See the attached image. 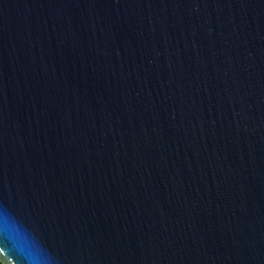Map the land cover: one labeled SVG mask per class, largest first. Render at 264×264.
<instances>
[{"label":"water","instance_id":"95a60500","mask_svg":"<svg viewBox=\"0 0 264 264\" xmlns=\"http://www.w3.org/2000/svg\"><path fill=\"white\" fill-rule=\"evenodd\" d=\"M2 264H264V0H0Z\"/></svg>","mask_w":264,"mask_h":264},{"label":"trees","instance_id":"16d2710c","mask_svg":"<svg viewBox=\"0 0 264 264\" xmlns=\"http://www.w3.org/2000/svg\"><path fill=\"white\" fill-rule=\"evenodd\" d=\"M0 264H2V263L0 262Z\"/></svg>","mask_w":264,"mask_h":264}]
</instances>
